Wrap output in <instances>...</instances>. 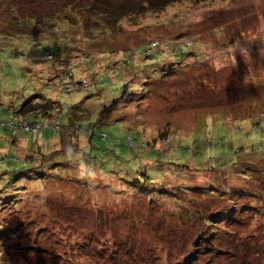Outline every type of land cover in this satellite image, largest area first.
Segmentation results:
<instances>
[{"label": "rangeland", "instance_id": "obj_1", "mask_svg": "<svg viewBox=\"0 0 264 264\" xmlns=\"http://www.w3.org/2000/svg\"><path fill=\"white\" fill-rule=\"evenodd\" d=\"M150 1L0 0V219L17 245L0 242V264H187L199 235L190 264H264V0ZM54 11L80 27L18 19ZM55 26L82 49L71 72L86 90L57 88L52 62L27 56ZM33 95L61 108L62 124L76 117L80 143L11 135L3 124ZM191 170L208 180L172 186L195 184ZM206 241L221 251L204 253Z\"/></svg>", "mask_w": 264, "mask_h": 264}, {"label": "trees", "instance_id": "obj_2", "mask_svg": "<svg viewBox=\"0 0 264 264\" xmlns=\"http://www.w3.org/2000/svg\"><path fill=\"white\" fill-rule=\"evenodd\" d=\"M160 1L161 0H156L154 4H157ZM150 3L152 4V0L150 1ZM120 6H116V8L111 10V12H110L111 17H112L113 12H118V13L122 12L120 8H122L124 5L121 4ZM55 13L56 12L54 11V15H53V13L51 15L48 13L49 14L48 15V14H39V13L29 12V13H25V14L20 15V17L18 19H20L22 27L25 25H29L30 23H36L35 18H37V17L41 18V20H39V21L44 22L43 23L44 26L47 24L56 23L57 25H59L60 23L71 22V23H73L74 26L79 25V27H80L81 23L79 21H76V19L69 18V16L65 17V18H63V17L60 18ZM63 14H66V13H63ZM10 23H11V25H13V24L15 25L16 23H19V21L13 18V19H10ZM52 32H54V35L57 34V35H55L56 39L55 38L52 39V37H51L47 41H45V40H41L38 42H33V41L30 42L29 41V44H30V46H32L33 49H31L29 52H27V56L30 55V57H32L34 60L41 61V62L42 61L43 62L44 61H51L52 62V65H51L52 67L50 68V75H53V74L54 75L51 78H49V80L57 81V84H55L57 88L65 90L68 93H72L74 91L73 87H75L74 84L76 83L78 89H85L86 90L88 88V86L91 84V82L89 81V83H88L86 81L87 83L86 84L84 83L85 85L81 81L75 82L73 79L72 72H71V68L73 67L71 64L72 58L74 57V54L80 55L79 53L82 52V49H80L79 47H74V44L72 45L70 43H67L66 39H65V35L58 32V28H56V26L53 27ZM2 34L7 35L9 37H13V36L18 35L15 33H14L15 35L14 34L9 35V34H5L4 32ZM22 36H26V34H23ZM21 40L23 42V39H21ZM7 45H9V44H2L0 42V54L4 53V50H3L4 46H7ZM157 45H158V43H157ZM157 45L155 47L159 46V45L158 46ZM186 45L188 46V44H186ZM34 46L35 47L38 46V47H42V48L41 49H34ZM155 47L152 46L151 49H148L147 50L148 53H146L145 49L143 48V52L145 54V57L151 56L152 50ZM15 48L21 49L20 47H15ZM15 48L14 49L12 48L13 49L12 51L16 55H20L18 52L20 50L17 51ZM62 62L64 63L65 68L63 69L62 74L59 75L55 71H56L57 65L59 66V64ZM170 68L166 69L165 65H163L160 67L159 70H161L162 74H166L167 72L170 71ZM83 70H84V68L82 67L81 71H83ZM144 70H142L141 72H137V73L128 72L126 70H124V71L126 74H129V75L131 74L132 75L131 77L133 79H135L136 76H138L139 79H142V78L150 79L151 77L147 76L146 71H144ZM102 71H103V69L100 70L99 73ZM139 75H140V77H139ZM153 77L154 76L152 74V78ZM69 80L71 81V83H69ZM60 81L63 83L60 84ZM126 95H129V94H127L125 91H122L120 97L112 99L108 106H103V111L101 110L102 113L100 114L101 119H103L104 117L107 118L117 108V105L119 104V102H121V101L123 102V99L126 98ZM38 99H39V96L33 95V96H29L26 99L22 98L21 100H19V103L16 105V108L13 109L12 113H10L9 119L7 121L14 120V123H16L15 125H17L18 121H24L30 126H34L36 123H38L41 127L34 128V129L30 128L28 130L16 128L15 129L16 131L14 133H12V130H11L12 128H9L7 126L8 122H5L3 124V126L5 128H9L11 130V135H16V133H18L19 131L35 132L38 130L44 131V130L51 129V130H54L58 133V136L55 138L56 142L57 141L62 142V141H65L66 139H68V142L70 144H72L73 146H75L77 142L80 143V141H81V140H79L80 139V129H79V127H77L78 122L76 120V117L73 116V114H71V116L69 115V116L65 117L66 123L62 124L61 118L63 117L62 116L63 114L61 112V108H59L58 106L56 107L54 105V103L51 102L50 100L39 102ZM78 117H80V116H78ZM41 119H42V121H41ZM92 129H93V127H92ZM30 158L31 157L25 155L24 159H22V160L23 161H29ZM1 162L2 161L0 159V163ZM190 172H191V176H192L195 184H189L186 182L178 181L177 183H175L172 186L181 187V188H189L190 187V188L195 189L196 185H198L199 182H204V181L208 180V178H209L208 174H206L200 170L199 171L198 170H191ZM5 173H6V171L3 173H0V175H4ZM235 178L236 177H234V179ZM230 181H231V185H232L233 184L232 175H231ZM193 189H191V190H193ZM202 195L203 194L198 193L197 205H195L196 206L195 211L193 212L192 215H194V214L198 215V213L200 212L198 207H199V199H201L200 196H202ZM162 198H165V200L168 204H171L172 201L175 200L174 197H171L167 194L163 195ZM188 198L195 199L192 196H190ZM186 200L189 201L188 199H186ZM186 200L182 201V203L186 204ZM6 202H9V200H7ZM6 202H4V203H6ZM187 204H190V201ZM5 205H7V204H5ZM178 214L184 215L185 210L183 208H179ZM193 221H196V222L199 221L198 216H197V218H194ZM18 226L16 228L20 229ZM203 227L205 228L206 231L210 232V228H207L206 226H203ZM216 228H213V229L216 231ZM195 229H196V226H195ZM12 230L13 229H10V226H8L5 222H2L0 219V242L8 244V246L13 245L12 247H14V246L17 247V245H14L15 237L14 238L8 237L11 235V232H13ZM197 236L198 235H196V237ZM198 237L199 238H197V241L195 239L197 248L196 247L193 248L195 252L192 251V252H190L191 254L186 256V260L188 261L187 264L192 263L191 262L192 258H198L197 257L198 254H203V252L199 246L201 243L199 239L206 237V236L199 235ZM208 244H209L208 241H206L204 243V248L206 249V251L204 253L211 255V254H217L219 251H221L217 245H215V244L213 245V243H212V245L211 244L208 245ZM21 248H24V247H21ZM195 253H196V255H194ZM3 255H4L3 252L0 250V258L3 257Z\"/></svg>", "mask_w": 264, "mask_h": 264}, {"label": "built area", "instance_id": "obj_3", "mask_svg": "<svg viewBox=\"0 0 264 264\" xmlns=\"http://www.w3.org/2000/svg\"><path fill=\"white\" fill-rule=\"evenodd\" d=\"M16 123H14V120H10L9 122H8V124H7V126L9 127V128H12L11 130H12V133H14L16 130V128L17 129H23V130H28V129H34V128H38V127H41L38 123H36L34 126H30V125H28L26 122H24V121H18L17 122V125H15Z\"/></svg>", "mask_w": 264, "mask_h": 264}]
</instances>
